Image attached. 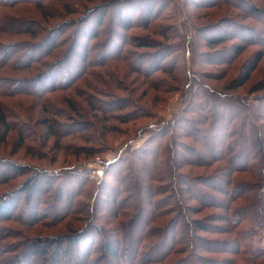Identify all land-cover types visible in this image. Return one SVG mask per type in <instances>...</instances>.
<instances>
[{"label":"trees","instance_id":"16d2710c","mask_svg":"<svg viewBox=\"0 0 264 264\" xmlns=\"http://www.w3.org/2000/svg\"><path fill=\"white\" fill-rule=\"evenodd\" d=\"M47 1L0 0L2 37L29 38L0 40V97L27 94L44 98L68 88L91 67L118 60L145 77L154 71L169 73L165 68L175 67L186 54L192 65L208 63L205 58L202 61L197 42L203 41L209 48L221 44L237 36V27L248 33L244 41L253 39L249 44L261 48L244 64L241 83L264 54V7L254 0L223 2L240 6L244 17L261 20L257 30L229 17L223 19L228 21L226 25L216 21L194 26L188 38L179 32L170 9L165 17L174 20L167 27L172 28L169 36L180 41L148 44L157 48L149 56L153 58L149 71L141 63L149 57L127 49V38L115 43L118 33L103 24L105 11L93 22L88 19L96 10L93 8L74 27V33H64L68 24L49 27L45 23L51 17L45 9ZM135 2L122 3L113 15L122 29L155 25L166 6L155 2L138 6ZM25 4H32L33 11ZM89 23L97 29L85 34L84 25ZM102 24L105 27L98 30ZM80 30L86 42L81 40L79 52L75 47ZM162 36L169 38L165 33ZM93 38L97 41L92 44ZM240 52L232 43L210 57L227 65ZM168 60L171 65L166 67ZM191 71L186 77L190 90L186 106L156 129L148 128L147 123L139 126L134 138L145 133L149 137L127 155L106 162L105 179L98 185L76 165L41 167L0 157V184L25 176L0 192V264H264V245L256 240L264 228V93L248 100L211 87ZM263 87L257 84L251 93ZM112 93H104L109 97L104 102L91 104L101 118H109L124 106L132 108L126 114L131 117L146 114L145 104ZM65 102L76 112L72 100ZM5 110L0 109L5 130H15L20 140L34 132L23 119L7 120ZM43 120L46 130L55 134H81L92 126L98 135L92 139L102 140L94 121L60 124ZM102 127L104 131L105 125ZM194 168L202 169L201 173H194ZM67 178L73 180L68 187ZM102 198L110 203L104 205ZM206 209L212 211L194 216ZM64 216L80 222L53 234L29 236L22 229L39 223L53 225Z\"/></svg>","mask_w":264,"mask_h":264},{"label":"rangeland","instance_id":"374dc122","mask_svg":"<svg viewBox=\"0 0 264 264\" xmlns=\"http://www.w3.org/2000/svg\"><path fill=\"white\" fill-rule=\"evenodd\" d=\"M132 1L134 0H48L45 2V9H48L49 13H51V17L45 23L49 27L58 24H74V26L69 27L67 25L64 28V33H69L70 31L74 33V27L80 24V21L83 17H86L88 11L91 12L93 8L96 9L91 16H88V19L93 22L100 16V11H105L103 24L110 26L118 33L115 43L120 42L121 37L127 38L130 44L125 47L137 53L139 57H149L156 53L157 48H152L148 44L157 45V43H164L173 45L180 41L169 36L172 28L167 27L174 20L165 17L170 9L174 12V19L179 32L186 34L187 38L193 35L194 26L216 23V21L218 23L221 21L223 25H226L228 21H223V19L229 17H232L229 20H235L236 23L238 22L248 27H256V30L261 27L259 23L261 20H256V17H244L245 10H241L240 6H236L237 4L232 5L230 2L225 4L223 0H171L170 2L168 0H136L135 5L138 6H140L138 3L144 5L153 4L154 2L166 6L161 11L162 13L159 14L157 20H154L156 22L155 25L139 24L138 26L122 29L115 18L119 10L118 7L122 3H130ZM254 1V3L258 2L264 7V0ZM195 3H199V5H195ZM157 4H154V6ZM19 7L23 6L20 5ZM25 7H28V11H33L34 9L32 4H25ZM35 12L37 13L36 10ZM247 13H249L248 10ZM131 20L129 19L128 21ZM124 21L127 22V19L124 18ZM102 25L98 30L105 27ZM165 27L167 28L166 30L164 29ZM230 27L228 29L232 30V26ZM90 28V23L89 25H84L85 34L97 29H95L94 24ZM237 28L240 30H236L237 36L235 38L227 39L221 44L210 48L204 46L203 41L197 42V51L200 53L202 61L205 58L204 60H207L208 63L199 62L197 65H192L193 60L186 54L180 61L176 62L175 67L170 64L172 60L166 61V67H169L168 63L171 65V67L165 68L168 71L170 69L169 73L166 70L154 71L152 74L147 75L148 77H145L134 71L126 61L118 60L91 67L89 72L84 75L81 74L80 78L76 79L68 88L51 92L44 98H35L27 94L0 97V109L8 110L6 113L7 120L23 119L34 130L31 135L20 140L15 130H5L0 123V157L29 162L41 167L60 168L76 165L78 170L84 171L87 177L98 185L105 179L104 169L106 162L127 155L129 151L142 146L146 138L149 137L148 133H145L141 138H134L136 129L139 126L147 123L148 128L156 129L158 123L163 125L186 106L190 91L186 85L187 81H189L186 77L190 69L198 73L201 80L211 87L223 89L232 95L246 96L250 100L252 97L264 93V87L251 93L254 86L264 84V54L250 72L248 78L243 83L240 81L244 64L254 57L257 49L261 48L258 44H249L250 42L253 43V39L248 40V42L244 41V35L248 33L243 32L245 30L241 31L240 27ZM163 33L168 35L169 38L162 36ZM206 33L211 35L210 31ZM261 33V31H258L259 35ZM77 36L80 41L76 45L75 51L80 52L82 49L81 40L85 44L86 36L82 34L81 30L77 32ZM23 38L29 39L27 35H10L9 38H5V36L2 37L0 34V40L2 39V41L21 40ZM95 41L97 40L93 38L91 43L93 44ZM155 41L156 43H151ZM232 43L239 46L241 52L235 56L231 64L226 65L220 60H213L210 57V53L220 51L223 45L229 46ZM109 51L111 52V49ZM173 58L174 56L171 57V59ZM152 59L151 57L145 58L141 62L148 71L151 69L149 61ZM14 73L18 74L19 72H10V74ZM1 74H3L2 71ZM109 91L123 99L129 97L135 99L138 103L145 104L147 106L146 114L131 117L126 114L132 108L124 106L114 112L109 118H101L100 112L93 109L91 104H100V101L104 102V100H107L109 97L105 96L106 94L104 93ZM67 98L72 100L73 105L77 108L76 112L71 110L65 102ZM43 119L45 121L51 119L60 124L73 123L77 119L94 121V125H98L102 140L95 141L92 139L94 135L96 138L98 137L97 130H93L92 126L90 128L88 126L83 133H74V135L49 132V130H46ZM103 125L106 127L104 131L102 130ZM185 140L187 141V139ZM201 171L202 169L194 168V173H201ZM24 177V175H19L6 183L0 184V192L8 190L11 185L18 184ZM70 179H66L65 186L68 187L69 183H72L71 181L73 180ZM107 179H109V176H107ZM101 202L104 205L110 203L109 199L106 200L105 198H102ZM210 211L212 210L206 209L194 216L203 217ZM78 222L80 221H76L70 216H64L61 222L53 225L39 223L23 227L22 229L29 236L53 234L65 230L68 224L74 225ZM256 240L259 244L264 245V228L257 234Z\"/></svg>","mask_w":264,"mask_h":264}]
</instances>
